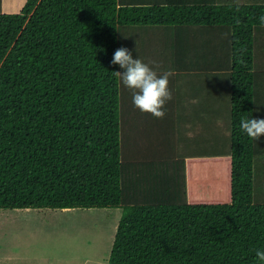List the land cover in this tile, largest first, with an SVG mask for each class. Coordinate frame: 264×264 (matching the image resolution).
Here are the masks:
<instances>
[{
	"label": "trees",
	"instance_id": "trees-1",
	"mask_svg": "<svg viewBox=\"0 0 264 264\" xmlns=\"http://www.w3.org/2000/svg\"><path fill=\"white\" fill-rule=\"evenodd\" d=\"M264 0H26L0 9V208L119 207L111 264H261L253 200V31ZM124 24L231 31V145L197 157L126 154L124 86L110 61ZM212 155V156H211Z\"/></svg>",
	"mask_w": 264,
	"mask_h": 264
},
{
	"label": "crops",
	"instance_id": "crops-1",
	"mask_svg": "<svg viewBox=\"0 0 264 264\" xmlns=\"http://www.w3.org/2000/svg\"><path fill=\"white\" fill-rule=\"evenodd\" d=\"M164 2L117 0L119 5ZM253 41L254 114L257 118H264V25L254 28ZM117 45L131 50L133 58L138 57L146 63L154 61L152 66L158 73H173L169 78L173 98L165 105L163 119L136 108L131 90L124 87L120 116L121 141L126 154L143 157L147 153H163L164 156L197 157L230 149V79L234 63L231 31L227 26L124 24L117 28ZM118 70L122 71L119 65ZM254 145L258 152L255 156L261 154L257 169L264 173V136L254 140ZM94 208L101 207L89 209ZM108 211H114L113 228H116L120 215L117 216L113 208H106L105 212ZM10 258L16 259L5 257L7 263Z\"/></svg>",
	"mask_w": 264,
	"mask_h": 264
},
{
	"label": "rangeland",
	"instance_id": "rangeland-1",
	"mask_svg": "<svg viewBox=\"0 0 264 264\" xmlns=\"http://www.w3.org/2000/svg\"><path fill=\"white\" fill-rule=\"evenodd\" d=\"M25 1L0 0V9L18 11ZM260 155L254 157L255 202H264V173L257 169ZM106 208H113L117 216L121 214L118 207L0 208V261L3 264H111L108 255L116 230L115 214L106 213ZM8 256L16 259L10 258L7 263Z\"/></svg>",
	"mask_w": 264,
	"mask_h": 264
},
{
	"label": "clouds",
	"instance_id": "clouds-1",
	"mask_svg": "<svg viewBox=\"0 0 264 264\" xmlns=\"http://www.w3.org/2000/svg\"><path fill=\"white\" fill-rule=\"evenodd\" d=\"M236 2L238 6V0ZM259 20L264 25V15ZM110 63L122 69L114 70L113 75L125 88L131 90L134 106L141 112L163 119L166 115L165 105L173 98L169 88V78L173 73H158L152 66L154 61L146 63L138 57L133 58L132 51L123 46L115 50ZM240 128L250 139L258 141L264 136V118H241ZM255 254L257 260L264 264V250L257 249Z\"/></svg>",
	"mask_w": 264,
	"mask_h": 264
}]
</instances>
